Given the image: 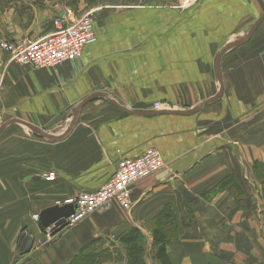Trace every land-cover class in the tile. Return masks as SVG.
<instances>
[{"label": "crops", "instance_id": "crops-1", "mask_svg": "<svg viewBox=\"0 0 264 264\" xmlns=\"http://www.w3.org/2000/svg\"><path fill=\"white\" fill-rule=\"evenodd\" d=\"M100 1L0 0V42L36 41L54 19L86 12L97 36L80 59L47 70L0 50V126L17 119L61 137L68 115L89 99L62 139L18 124L0 133V264H68L131 229L144 234L146 262L156 264L151 227L166 208L180 231L167 247L172 264H264V181L254 172L264 177V20L223 57L222 98L194 115H130L100 97L146 113L189 111L213 98L217 55L248 33L264 0ZM152 148L165 167L132 186L130 211L114 205L41 242L33 215L99 190L121 159ZM227 178L243 193L240 205L232 191L211 194Z\"/></svg>", "mask_w": 264, "mask_h": 264}, {"label": "built area", "instance_id": "built-area-1", "mask_svg": "<svg viewBox=\"0 0 264 264\" xmlns=\"http://www.w3.org/2000/svg\"><path fill=\"white\" fill-rule=\"evenodd\" d=\"M97 41L93 29L92 13H87L76 20L58 17L53 21V31L36 41L29 43L0 42V50L10 56L11 61L23 66H32L38 70H47L64 63L81 58L84 48ZM163 109L159 103L154 104V110ZM170 109L169 106H165ZM165 167L164 160L156 149L147 150L133 159H121L113 177L95 192H81L73 199H67L58 205H74V214L67 219V227L80 224L91 215L107 213L114 205L124 211L132 208V186L147 179ZM48 181L55 180V174L50 173ZM38 222L39 215H33ZM50 230H45V236L50 237Z\"/></svg>", "mask_w": 264, "mask_h": 264}, {"label": "trees", "instance_id": "trees-1", "mask_svg": "<svg viewBox=\"0 0 264 264\" xmlns=\"http://www.w3.org/2000/svg\"><path fill=\"white\" fill-rule=\"evenodd\" d=\"M224 190L232 191L236 198L240 199V202L242 201L243 193L234 184L233 179L227 178L222 181L212 190L211 194L215 195ZM151 229L156 263L172 264L168 256L167 246L180 236L176 216L169 208H166ZM68 264H147L145 236L137 229L128 230L117 240V245H112L111 248L93 254L85 255L81 252Z\"/></svg>", "mask_w": 264, "mask_h": 264}, {"label": "water", "instance_id": "water-1", "mask_svg": "<svg viewBox=\"0 0 264 264\" xmlns=\"http://www.w3.org/2000/svg\"><path fill=\"white\" fill-rule=\"evenodd\" d=\"M264 20V14L252 25V27L250 28V30L248 31V33L243 36L242 38H240L239 40L235 41L234 43L229 44L226 48H224L218 55L216 58V62H215V75H216V79L218 81L219 84V90L218 93L211 99H208L204 102H202L199 106H197L194 109H191L189 111H168V112H155V113H146V112H136V111H131L130 109H127L126 107L120 105L117 101H115L114 99H111L108 95L106 94H102L100 95V97H103L109 104L117 107L118 109H120L121 111L128 113L130 115H137V116H152V115H178V116H191L196 114L198 111H200L203 107H205L206 105L209 104H213L215 102H217L220 98H222L223 93H224V83H223V79L221 76V71H220V65H221V61L223 59V57L229 52L232 51L236 48H239L241 46H243L244 44H246L254 35V33L256 32L257 28L260 26V24L263 22ZM93 96V97H97ZM91 97V98H93ZM89 99L84 100L82 103H80L79 107L74 109L72 111V113L70 115H68V117L66 118V121L72 120V124L69 125V127L67 128V130L64 132V135H62L61 137H57L55 135H51V134H47L45 133L43 130L37 128L36 126L23 122L21 120H17V119H12L10 121H7L6 123H4L3 125L0 126V133L6 129L9 125L11 124H18L21 125L23 127H26L29 131H31L33 134L44 138V139H48V140H59L62 139L65 135L68 134V132H70V130L72 129V126L75 123V119L78 115V111L81 107H83ZM74 214V205H56L53 206L51 208L45 209L43 210L40 214H39V227L40 230L43 232V237H42V243H45L47 241V238L45 236V230L49 229L51 234L50 237H54L57 234H59L60 232H62L66 227H67V219L72 216Z\"/></svg>", "mask_w": 264, "mask_h": 264}, {"label": "rangeland", "instance_id": "rangeland-1", "mask_svg": "<svg viewBox=\"0 0 264 264\" xmlns=\"http://www.w3.org/2000/svg\"><path fill=\"white\" fill-rule=\"evenodd\" d=\"M113 0H101L100 2H102V3H111ZM117 1H119V0H117ZM149 2V1H154V0H132V2H134V3H139V2H142V3H144V2ZM159 1H161V2H164V3H167V2H171V3H173V2H175V3H182V2H184V1H182V0H159ZM79 2V0H76V3H78ZM87 13V12H86ZM85 13V14H86ZM85 14H83L82 16H84ZM81 16V17H82ZM255 173H256V176H257V180L258 181H264V177L263 176H261L260 174L259 175H257V172L256 171H254ZM48 176H49V173L48 174H46V175H44V179L47 181V182H50V181H48ZM225 191V190H224ZM235 201H236V205H240V199H237L236 198V196H235ZM145 242H146V238H145ZM172 243V242H171ZM170 244V243H169ZM168 244V245H169ZM168 247V246H167ZM148 250V249H147ZM152 252H153V255L155 254V252H154V250H153V247H152V244H151V249H150ZM149 253H150V251H149ZM148 252L146 253V258H148V254H149ZM155 260V259H154ZM156 261V260H155ZM157 264V263H156Z\"/></svg>", "mask_w": 264, "mask_h": 264}]
</instances>
